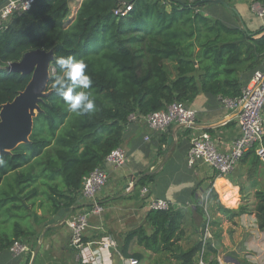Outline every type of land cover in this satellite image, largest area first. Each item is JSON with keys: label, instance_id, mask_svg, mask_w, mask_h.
Wrapping results in <instances>:
<instances>
[{"label": "trees", "instance_id": "trees-1", "mask_svg": "<svg viewBox=\"0 0 264 264\" xmlns=\"http://www.w3.org/2000/svg\"><path fill=\"white\" fill-rule=\"evenodd\" d=\"M72 2L35 0L29 10L0 29V112L32 77L6 67L31 50L55 53L51 66L55 72L51 73L48 94L40 102L42 111L34 119L30 142L0 153L6 162L0 166V252L17 240L37 237L36 228L60 209H76L83 178L103 167L108 154L120 147L132 114L147 115L175 101L188 105L200 92L236 99L243 91L241 73L264 57V27L257 31L262 34L257 38L256 33L204 14L207 4L197 1L82 0L71 17ZM122 2L132 3L125 17L114 13ZM253 2L264 8V0ZM62 56L86 61L93 80L95 113L78 116L68 111L52 88L62 71L56 60ZM246 156L256 165L262 163L255 150L241 160ZM152 181L153 176L145 175L137 186ZM223 183L218 181L217 187L227 200ZM204 192L207 201L197 200L196 213L205 223L204 205L214 201L211 212L216 209L231 220L255 213L259 229L264 231V187L255 193L253 209L224 206L212 184L205 186ZM46 211L49 217L44 216ZM30 212H34L32 220ZM184 218L182 209H151L146 221L153 227L152 233L140 226L123 235L122 255L142 259L141 253L130 252L132 243H137L152 251L158 264H196L205 227L201 239L185 249L181 244ZM210 223L218 242L223 228L218 219ZM208 248L216 253L210 244Z\"/></svg>", "mask_w": 264, "mask_h": 264}, {"label": "crops", "instance_id": "crops-1", "mask_svg": "<svg viewBox=\"0 0 264 264\" xmlns=\"http://www.w3.org/2000/svg\"><path fill=\"white\" fill-rule=\"evenodd\" d=\"M82 0H73L71 17L75 16ZM235 7L239 14L233 15L221 4L203 7L202 12L208 16L222 20L230 27L246 28V31L256 33L264 27V17L259 16L253 6L258 3L253 0H225ZM3 0H0V4ZM261 5V4H260ZM74 8V9H73ZM264 70V57L261 62L241 73V84L244 88L252 79L255 70ZM220 96L200 92L194 101L187 106L197 111L196 121L192 127L175 126L162 135H152L151 140L145 142L144 136L150 134L147 125L140 120L129 122L123 131V140L120 144L127 153V161L123 166L115 168L108 164L103 167L108 173V182L99 192V199L105 210L100 217L91 220V227L87 230L86 240L96 241L104 235L116 241L117 248L112 249V264H128L135 260L136 264H158L155 254L132 243L131 253H141L142 259L124 257L121 253L123 235L144 226L148 234L153 227L147 223V214L151 210L149 203L155 198L169 201L174 209L184 211L185 236L181 244L186 249L201 239L202 226L205 218L200 217L197 211V200L207 201L204 187L212 184L219 195L220 202L232 209L240 205L255 206V193L264 187V165L255 164L251 156H246L238 163L235 170L227 176H220L214 168L199 161L189 166L187 163L188 149L194 137L208 133L217 147L227 152L232 142L241 135V128L236 119L237 112L225 107ZM264 131V111H263ZM145 175L153 176V181L147 185H138L137 181ZM224 180V200L217 187L218 181ZM131 181H135L131 185ZM147 193L143 194V189ZM76 209L80 210L86 200L79 198ZM204 205L207 210V220L218 219L223 228L221 239H213L212 247L216 253L207 249V259L210 264H264V231L258 226L255 213H244L233 220L221 214L216 209L210 211V205ZM40 213V212H39ZM50 213L44 214L49 217ZM211 219V218H210ZM206 220V222H207ZM45 224L36 228L37 237L24 238L30 245L27 253L19 256L11 254L9 249L0 252V264H87L78 260L77 251L71 244V230L69 228H55ZM193 243L187 244V241Z\"/></svg>", "mask_w": 264, "mask_h": 264}, {"label": "built area", "instance_id": "built-area-1", "mask_svg": "<svg viewBox=\"0 0 264 264\" xmlns=\"http://www.w3.org/2000/svg\"><path fill=\"white\" fill-rule=\"evenodd\" d=\"M189 1L199 2L201 0ZM34 2L35 0H3L0 4V29L9 23L14 16L29 10ZM131 9L132 3L122 2L114 13L116 16L125 17ZM253 10L259 16L264 17V8L260 3H256ZM52 70L55 72V68L52 67ZM220 101L225 107L237 112L236 119L241 128V135L232 142L227 152L221 151L208 133L194 137L187 153L189 166L202 161L214 168L218 175L227 176L235 170L241 158L251 150H255L264 164V70H255L251 81L243 88L240 97L236 99L221 97ZM196 116V110L175 101L167 108L147 115L132 114L130 122L140 120L147 125L150 130V134L144 136V141L147 142L151 140L152 135L165 134L172 127H192L196 121ZM127 158L126 151L118 147L108 154L105 158V164L118 168L126 163ZM108 178V173L104 167H97L86 175L82 182V198L86 200V204L73 215L68 213L62 220L71 230V244L77 251L78 260L82 263L112 264V249L117 248L116 241L108 235H104L100 241H96V247H93V241L86 240V233L91 227V220L94 217H100L105 210L100 202L99 192L106 186ZM134 183L135 181H131V185ZM146 193L147 189L144 188L143 194ZM169 207V201L163 198H155L149 203L150 209H169ZM204 226L203 246L196 264H210L207 259V249L209 244L213 246L214 239L210 218ZM29 249L30 245L27 242L17 240L10 246L9 251L11 254L19 256L27 253Z\"/></svg>", "mask_w": 264, "mask_h": 264}, {"label": "water", "instance_id": "water-1", "mask_svg": "<svg viewBox=\"0 0 264 264\" xmlns=\"http://www.w3.org/2000/svg\"><path fill=\"white\" fill-rule=\"evenodd\" d=\"M221 4L231 14L241 15L237 9L225 0H201L198 4ZM246 30V28H244ZM55 60L53 50L35 49L24 54L20 61L10 63L6 69L18 73L32 75L30 82L23 91L11 102L2 106L0 112V153H10L22 143L30 142L34 128V119L42 111L40 102L48 94V83L51 78V66ZM70 208H62L46 222L49 227L61 222Z\"/></svg>", "mask_w": 264, "mask_h": 264}, {"label": "clouds", "instance_id": "clouds-1", "mask_svg": "<svg viewBox=\"0 0 264 264\" xmlns=\"http://www.w3.org/2000/svg\"><path fill=\"white\" fill-rule=\"evenodd\" d=\"M56 63L62 71L55 77L52 88L63 98L68 111L78 116L95 113L96 98L91 91L93 80L86 71V61L73 56H62L57 58ZM5 163L0 156V166ZM128 264H136V261L131 260Z\"/></svg>", "mask_w": 264, "mask_h": 264}, {"label": "rangeland", "instance_id": "rangeland-1", "mask_svg": "<svg viewBox=\"0 0 264 264\" xmlns=\"http://www.w3.org/2000/svg\"><path fill=\"white\" fill-rule=\"evenodd\" d=\"M72 4V7H75L76 6V3L74 2H72L71 3ZM74 9V8H73ZM52 67H51V73H52ZM41 187H43V186H41ZM45 191V190H44ZM43 191V192H44ZM41 197L42 198H44V195H43V193H41ZM47 201V200H46ZM37 204H38V201L36 202ZM33 210H35L34 208H33ZM209 210V206H208V208H207V211ZM36 211L37 212H40V214L42 215L43 214V212L42 211H39L38 209H36ZM45 214H47V211L45 212ZM74 213H72L71 215H73ZM29 218H30V220H32L33 218H34V212H30L29 213ZM211 219H210V222H211V220H212V217H210ZM55 224H57V226L55 227V228H69L67 225H66V223L64 222V221H62V222H58V223H55ZM35 227H37V225H35ZM205 227V226H204ZM191 243H193L191 240L190 241H187V244H191ZM192 246V245H191ZM199 256V255H198Z\"/></svg>", "mask_w": 264, "mask_h": 264}]
</instances>
